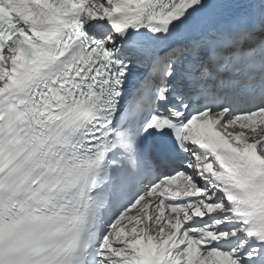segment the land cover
Masks as SVG:
<instances>
[{"label": "snow or ice", "instance_id": "obj_1", "mask_svg": "<svg viewBox=\"0 0 264 264\" xmlns=\"http://www.w3.org/2000/svg\"><path fill=\"white\" fill-rule=\"evenodd\" d=\"M0 264H264V0H0Z\"/></svg>", "mask_w": 264, "mask_h": 264}]
</instances>
